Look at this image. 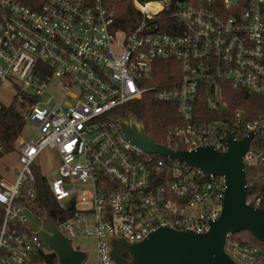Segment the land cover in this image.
I'll list each match as a JSON object with an SVG mask.
<instances>
[{"label":"built area","instance_id":"obj_1","mask_svg":"<svg viewBox=\"0 0 264 264\" xmlns=\"http://www.w3.org/2000/svg\"><path fill=\"white\" fill-rule=\"evenodd\" d=\"M148 2L135 1L141 20L126 31L113 0H0V86L13 84L11 103L37 131L16 141L14 179L0 176V264H26L41 250L27 214L41 223L33 167L46 148L57 164L45 181L67 213L51 220L68 239L93 236L101 264H115L113 237L208 230L223 208L224 177L144 151L115 121L116 108L145 97L176 105L179 124L163 143L172 150L224 153L226 130L233 140L252 134L245 204L264 209V109L249 118L228 103L240 89L264 100V0H177L169 14L170 0L158 10ZM166 16L176 19L168 31L159 24ZM224 248L238 264H264V248L234 234Z\"/></svg>","mask_w":264,"mask_h":264},{"label":"water","instance_id":"obj_2","mask_svg":"<svg viewBox=\"0 0 264 264\" xmlns=\"http://www.w3.org/2000/svg\"><path fill=\"white\" fill-rule=\"evenodd\" d=\"M115 121L126 139L144 151L178 159L204 173L223 176L226 185L223 208L218 218L209 222L208 230L197 233L160 226L146 238L133 243L122 237H113L110 256L115 264H238L224 248L229 234L248 231L264 242V209L245 204L246 179L242 156L252 134L233 140L226 130L228 149L224 153L212 146L191 151L172 150L165 144L155 143L146 134L142 123L134 117ZM32 236L44 254H55V264H84L86 260L87 254L74 248L47 214L42 216L41 226ZM123 252L128 256H124Z\"/></svg>","mask_w":264,"mask_h":264},{"label":"trees","instance_id":"obj_3","mask_svg":"<svg viewBox=\"0 0 264 264\" xmlns=\"http://www.w3.org/2000/svg\"><path fill=\"white\" fill-rule=\"evenodd\" d=\"M135 1L145 3L155 0H113L117 25L126 30H133L141 20V14L135 6ZM177 6V0H170L169 7L165 14H169ZM164 17L159 21L160 29L168 31L165 24L174 22V17ZM228 103L231 109L242 108L249 113L252 118L257 112L264 109V100L260 96L250 93L246 90H229ZM118 118L134 117L144 126L146 134L159 144L165 143V134L169 127L179 124V114L176 105L171 102H157L152 98L145 97L141 100H135L124 104L114 111ZM24 126V120L16 110L14 103L4 105L0 103V153H9L14 150V146L21 134ZM156 157L161 158L160 155ZM34 188L36 190V208L41 215L47 214L48 217L57 221V217L66 216L67 213L57 209L56 202L49 191L44 175L40 169L34 165ZM234 236L243 239L247 243L255 244L264 248V242L259 241L248 231L235 233ZM41 258L46 264H55V254H44L39 250ZM124 256H128L123 252Z\"/></svg>","mask_w":264,"mask_h":264},{"label":"rangeland","instance_id":"obj_4","mask_svg":"<svg viewBox=\"0 0 264 264\" xmlns=\"http://www.w3.org/2000/svg\"><path fill=\"white\" fill-rule=\"evenodd\" d=\"M159 1V0H155ZM14 95L13 84L5 82L0 86V102L4 105L11 104ZM137 121V120H136ZM36 126L29 122H24L21 134L18 139L29 140L36 137ZM57 164V157L55 151L46 148L39 156L36 157L34 165L37 166L43 175H48L49 172ZM17 154L15 149L9 153H0V176L6 180L12 181L17 172ZM28 225L33 229H39L41 226L40 220L37 216L27 214ZM73 247H76L87 254L84 264H101L100 255L97 248L96 239L85 233L77 234L69 237ZM39 262V254L36 247H34L28 257L26 264H35Z\"/></svg>","mask_w":264,"mask_h":264},{"label":"bare ground","instance_id":"obj_5","mask_svg":"<svg viewBox=\"0 0 264 264\" xmlns=\"http://www.w3.org/2000/svg\"><path fill=\"white\" fill-rule=\"evenodd\" d=\"M144 9L158 10L161 4L157 1L148 2L146 5H142Z\"/></svg>","mask_w":264,"mask_h":264},{"label":"flooded vegetation","instance_id":"obj_6","mask_svg":"<svg viewBox=\"0 0 264 264\" xmlns=\"http://www.w3.org/2000/svg\"><path fill=\"white\" fill-rule=\"evenodd\" d=\"M130 118H132V117L125 118L124 120H126V119H130ZM122 119H123V118H122ZM40 264H46V263L44 262L43 259H41Z\"/></svg>","mask_w":264,"mask_h":264}]
</instances>
